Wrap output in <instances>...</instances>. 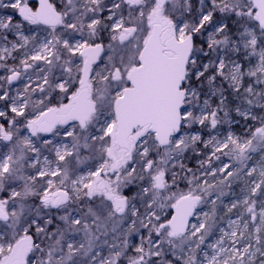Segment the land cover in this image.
Masks as SVG:
<instances>
[{
	"label": "snow or ice",
	"instance_id": "1",
	"mask_svg": "<svg viewBox=\"0 0 264 264\" xmlns=\"http://www.w3.org/2000/svg\"><path fill=\"white\" fill-rule=\"evenodd\" d=\"M0 10V264H264V0Z\"/></svg>",
	"mask_w": 264,
	"mask_h": 264
},
{
	"label": "rangeland",
	"instance_id": "2",
	"mask_svg": "<svg viewBox=\"0 0 264 264\" xmlns=\"http://www.w3.org/2000/svg\"><path fill=\"white\" fill-rule=\"evenodd\" d=\"M3 12V10H0V13H2Z\"/></svg>",
	"mask_w": 264,
	"mask_h": 264
}]
</instances>
